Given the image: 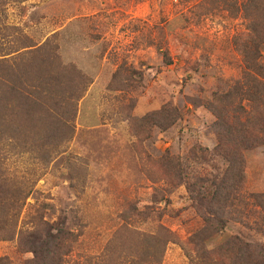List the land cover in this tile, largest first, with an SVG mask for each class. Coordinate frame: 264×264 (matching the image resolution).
I'll return each instance as SVG.
<instances>
[{
  "label": "rangeland",
  "instance_id": "rangeland-1",
  "mask_svg": "<svg viewBox=\"0 0 264 264\" xmlns=\"http://www.w3.org/2000/svg\"><path fill=\"white\" fill-rule=\"evenodd\" d=\"M218 1L8 0L4 6L9 61L32 68L1 84V170L34 185L20 227L31 230L26 218L39 215L54 233L65 224L73 234L65 264H194L188 240L203 219L186 185L170 186L156 163L180 157L191 184L227 170L215 151L211 104L242 76L236 40L247 28L232 3ZM44 66L63 68L64 95L46 93L38 101L20 93ZM165 106L178 112L170 127L142 123ZM245 155L243 193L264 194V147ZM178 179L169 177L173 184ZM250 209L249 227L231 221L206 242L208 250L232 236L264 242V230L255 226L264 228V212ZM33 259L26 239L0 237V264Z\"/></svg>",
  "mask_w": 264,
  "mask_h": 264
},
{
  "label": "trees",
  "instance_id": "trees-1",
  "mask_svg": "<svg viewBox=\"0 0 264 264\" xmlns=\"http://www.w3.org/2000/svg\"><path fill=\"white\" fill-rule=\"evenodd\" d=\"M218 2L222 6L232 3L233 10L242 14L247 28L246 36L236 40V49L244 65L242 76L229 90L216 92L211 104L212 112L216 117L214 129L219 139L215 151L227 163V170L216 179L199 178L191 184L188 167L180 157H162L156 165L160 168L163 179L168 181L170 186L186 185L194 207L203 219L202 228L188 240L189 249L193 250L188 252V257L192 258L194 264H264V242H252L243 235L230 237L223 245L212 251L206 246L208 240L224 233L231 221L249 227L248 221L253 216L251 205L264 212V194L247 196L243 193L246 183L245 154L264 147V0H219ZM8 3V0H0V21L4 6ZM7 34L8 28L0 22L2 94V81L5 80L7 83L10 73L17 79L24 71L32 68V64L28 69L24 68L22 62L14 66L10 63L8 56L12 50L7 43ZM27 48L24 47L23 50ZM165 59L168 65L172 63L166 55ZM43 63L47 65V61ZM62 69L44 66L42 68L44 71L38 69V80L37 78L35 81L25 80L22 89L18 91L22 94H32L38 101H41L39 96L46 93L59 97L65 92L59 89L63 86L61 77L65 76L64 73L59 74ZM67 93L77 95V100L82 97V94L68 91ZM243 102H248V110L243 106ZM72 112L71 109L68 112L64 111L62 120H66ZM0 113H3L1 108ZM176 115H178L177 110L165 106L157 113L144 118L142 123L167 129L177 121ZM0 120L4 119L0 117ZM194 156L195 154L192 157ZM1 168L3 161L0 160V170ZM171 174L178 176L177 184L170 182ZM15 182L17 181L9 178L5 168L0 171V237L9 241L18 237L21 242L26 239L27 248L34 255V259L29 264H65V257L71 253L73 234L67 230L65 224L56 228L54 233L51 230L52 225L44 222L43 217L39 215L26 218V220L30 219L28 222L32 225L31 230L20 227V219L24 217L25 202L34 185L29 186V183L19 181L22 183L19 187V182ZM27 188L30 190L28 193ZM22 222L24 224L25 220ZM5 225H8V228ZM255 226L264 230L258 222ZM165 243L166 241L160 245L157 257L164 250Z\"/></svg>",
  "mask_w": 264,
  "mask_h": 264
}]
</instances>
